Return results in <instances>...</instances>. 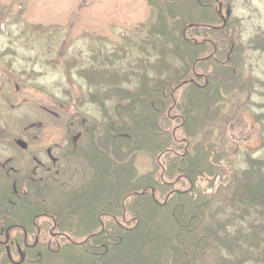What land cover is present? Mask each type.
Wrapping results in <instances>:
<instances>
[{
  "label": "trees",
  "instance_id": "trees-1",
  "mask_svg": "<svg viewBox=\"0 0 264 264\" xmlns=\"http://www.w3.org/2000/svg\"><path fill=\"white\" fill-rule=\"evenodd\" d=\"M147 2L158 13L148 42L160 55L137 86L132 74L80 71L104 119L67 134L74 176L37 182L0 167L6 263L207 264L225 251L221 264H264V158L248 154L229 176L225 153L206 140L243 90L241 53L264 50V35L238 43V24L219 10L225 0ZM255 118L264 147V113ZM139 154L152 164L145 173ZM223 194L235 211L222 221L211 209Z\"/></svg>",
  "mask_w": 264,
  "mask_h": 264
},
{
  "label": "rangeland",
  "instance_id": "rangeland-1",
  "mask_svg": "<svg viewBox=\"0 0 264 264\" xmlns=\"http://www.w3.org/2000/svg\"><path fill=\"white\" fill-rule=\"evenodd\" d=\"M225 3L231 7L228 20L238 24L233 28L238 43L264 35V0ZM219 8L225 15L226 6ZM157 14L147 0H0L2 170L31 174L37 182L74 176L79 167L66 156L67 134L77 139L84 126L104 119L98 104L89 101L95 89L80 71L132 74L129 88L137 86L160 55L148 42ZM240 64L243 90L226 99L221 121L206 139L225 153L229 176L246 168L248 154L264 158L255 118L264 113V50L246 48ZM135 163L143 173L152 168L146 154ZM229 197L223 194L211 209L222 221L235 211ZM226 254L211 253L207 264H221Z\"/></svg>",
  "mask_w": 264,
  "mask_h": 264
},
{
  "label": "flooded vegetation",
  "instance_id": "flooded-vegetation-1",
  "mask_svg": "<svg viewBox=\"0 0 264 264\" xmlns=\"http://www.w3.org/2000/svg\"><path fill=\"white\" fill-rule=\"evenodd\" d=\"M3 231H4V228L1 227L0 228V234ZM8 233H9V229H7V231H6V240L5 241L3 239H1V237H0V264H16L17 263V261L14 258H9L10 259V263H6L5 262V258L3 256V247L9 241Z\"/></svg>",
  "mask_w": 264,
  "mask_h": 264
},
{
  "label": "water",
  "instance_id": "water-1",
  "mask_svg": "<svg viewBox=\"0 0 264 264\" xmlns=\"http://www.w3.org/2000/svg\"><path fill=\"white\" fill-rule=\"evenodd\" d=\"M229 11H230V8L228 9V12H227V17H229V15H230ZM226 22H227V20H226V19H224V23H225V24H226Z\"/></svg>",
  "mask_w": 264,
  "mask_h": 264
}]
</instances>
